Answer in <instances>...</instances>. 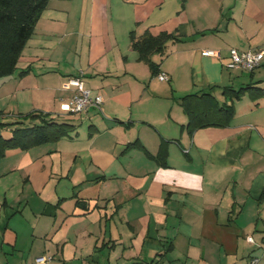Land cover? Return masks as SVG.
Returning a JSON list of instances; mask_svg holds the SVG:
<instances>
[{"label": "crops", "instance_id": "crops-1", "mask_svg": "<svg viewBox=\"0 0 264 264\" xmlns=\"http://www.w3.org/2000/svg\"><path fill=\"white\" fill-rule=\"evenodd\" d=\"M133 30L179 35L152 57L168 80L138 59ZM263 46L264 0H50L16 71L1 79V100L14 99L1 109L12 119L63 116L71 128L0 159V264H34L44 253L53 264L263 257L264 93L224 94L225 87L264 90V63L251 73L226 66L231 48ZM71 76L103 96L102 111L61 109L74 94L63 87ZM205 91L233 104L235 116L191 133L180 98Z\"/></svg>", "mask_w": 264, "mask_h": 264}, {"label": "trees", "instance_id": "trees-1", "mask_svg": "<svg viewBox=\"0 0 264 264\" xmlns=\"http://www.w3.org/2000/svg\"><path fill=\"white\" fill-rule=\"evenodd\" d=\"M50 0H0V78L12 75L28 40L31 38L37 21ZM176 33L162 32L158 35L146 30L141 36L131 31V46L138 52V59L146 62L153 76L160 72L159 63L153 60L154 54H163L167 43L178 40ZM246 91L260 97L264 90L258 86H245L239 89L225 87L224 94L229 99H238ZM180 104L187 115L185 128L189 132L209 126H228L235 116V107L226 102L221 103L210 91L189 93L180 98ZM29 124L23 121L0 122V159L8 149L20 148L27 150L33 146L57 141L69 133L68 123H60L48 114L29 113ZM92 128V126H91ZM10 131L5 137L2 131ZM136 142L129 143L127 149L138 147ZM159 155L166 159L167 150L164 146Z\"/></svg>", "mask_w": 264, "mask_h": 264}, {"label": "built area", "instance_id": "built-area-1", "mask_svg": "<svg viewBox=\"0 0 264 264\" xmlns=\"http://www.w3.org/2000/svg\"><path fill=\"white\" fill-rule=\"evenodd\" d=\"M204 54L209 56H221L220 50L206 49ZM264 63V46L248 50H240L231 48L229 50V58L226 66L231 70H242L253 72ZM157 77L166 81L169 76L165 72L158 73ZM63 87L66 89L74 88V94L68 101H63L61 109L67 112L82 113L89 107H95L100 111L103 110V96L101 94H93L92 90L87 88L82 76H71L64 82ZM247 241L252 243L254 238L252 235L247 236ZM263 257L254 256L250 259L249 264H257ZM54 257L51 254L44 253L35 258L34 264H53Z\"/></svg>", "mask_w": 264, "mask_h": 264}, {"label": "rangeland", "instance_id": "rangeland-1", "mask_svg": "<svg viewBox=\"0 0 264 264\" xmlns=\"http://www.w3.org/2000/svg\"><path fill=\"white\" fill-rule=\"evenodd\" d=\"M156 77H157V75H156ZM3 78H5V77H3ZM3 78H0V88H1V79H3ZM158 78V77H157ZM243 78H244V80H246V79H249V76L248 75H244L243 76ZM246 82V81H245ZM239 86V85H238ZM3 90V89H2ZM2 90L0 89V122H4V121H16V120H20V121H23L24 122V125H26V124H29V122H30V120L28 119V118H26L25 116H23V117H17V118H14V119H12V118H7L6 117V115H4L5 114V111H3V109H4V106H6L8 103H10V101H11V103H13L14 102V99L13 98H11V100L10 99H6L5 101H2L1 99L3 98V95H2ZM154 99H165V98H163V97H153ZM1 108H3V109H1ZM5 110V109H4ZM6 110H11V109H6ZM146 110H147V112H151V110H152V106H149V107H147L146 108ZM2 112V113H1ZM50 116V115H49ZM63 116H61V117H57L56 119V121H61V122H63V121H67V122H72V120L70 121V120H63L64 118H62ZM66 118V117H65ZM68 118H72V119H75L76 120V127L78 128V127H83V128H85V125H86V123H83V122H81L80 121V117L77 115V114H70V115H68ZM78 122L79 123H81V124H78ZM85 122V121H84ZM88 126V125H87ZM67 128H71V126L70 125H67L66 126ZM5 131V130H4ZM4 131H2V132H4ZM6 132V131H5Z\"/></svg>", "mask_w": 264, "mask_h": 264}]
</instances>
